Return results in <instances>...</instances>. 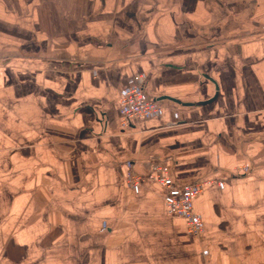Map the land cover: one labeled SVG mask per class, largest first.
Segmentation results:
<instances>
[{
    "label": "crops",
    "instance_id": "obj_1",
    "mask_svg": "<svg viewBox=\"0 0 264 264\" xmlns=\"http://www.w3.org/2000/svg\"><path fill=\"white\" fill-rule=\"evenodd\" d=\"M0 264H264V0H0Z\"/></svg>",
    "mask_w": 264,
    "mask_h": 264
},
{
    "label": "built area",
    "instance_id": "obj_2",
    "mask_svg": "<svg viewBox=\"0 0 264 264\" xmlns=\"http://www.w3.org/2000/svg\"><path fill=\"white\" fill-rule=\"evenodd\" d=\"M145 80L144 75H135L123 94L119 110L120 125L123 128L128 129L136 121L155 117L162 111L158 103L147 99L144 93ZM147 181H154L166 190L165 204L168 215L183 218L187 231L192 235L204 232V222L194 210V201L205 187L213 184L223 185L222 182L202 180L184 190H178L173 184L170 169L164 165L154 166L147 176L138 175L130 168L125 173V182L136 192H139Z\"/></svg>",
    "mask_w": 264,
    "mask_h": 264
}]
</instances>
